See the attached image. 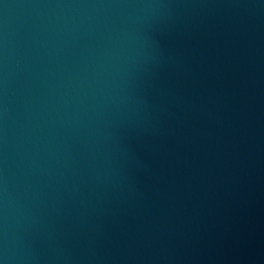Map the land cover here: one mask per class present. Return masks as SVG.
I'll return each instance as SVG.
<instances>
[{
	"label": "water",
	"instance_id": "water-1",
	"mask_svg": "<svg viewBox=\"0 0 264 264\" xmlns=\"http://www.w3.org/2000/svg\"><path fill=\"white\" fill-rule=\"evenodd\" d=\"M0 264H264V0H0Z\"/></svg>",
	"mask_w": 264,
	"mask_h": 264
}]
</instances>
